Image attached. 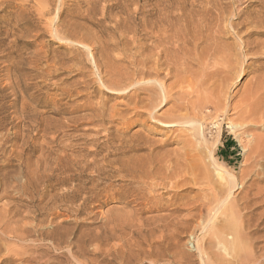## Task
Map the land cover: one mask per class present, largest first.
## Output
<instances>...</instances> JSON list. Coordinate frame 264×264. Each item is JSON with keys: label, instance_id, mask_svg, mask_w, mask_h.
<instances>
[{"label": "rangeland", "instance_id": "374dc122", "mask_svg": "<svg viewBox=\"0 0 264 264\" xmlns=\"http://www.w3.org/2000/svg\"><path fill=\"white\" fill-rule=\"evenodd\" d=\"M263 116L264 0H0V264H264Z\"/></svg>", "mask_w": 264, "mask_h": 264}, {"label": "bare ground", "instance_id": "6f19581e", "mask_svg": "<svg viewBox=\"0 0 264 264\" xmlns=\"http://www.w3.org/2000/svg\"><path fill=\"white\" fill-rule=\"evenodd\" d=\"M235 72V71H234ZM156 81V80H155ZM115 82V81H114ZM144 82V81H143ZM153 82V81H152ZM111 84H114L115 85V83H117V82H115V83H113V82H110ZM111 86V85H110ZM116 86H119V85H117L116 84ZM116 86H114V87H116ZM250 97H251V95H249ZM248 96V97H249ZM247 97V98H248ZM161 100V99H160ZM249 102V101H248ZM255 106L259 109L260 108V105H256L255 104ZM242 110V109H241ZM244 110V109H243ZM246 110V109H245ZM241 113V112H240ZM244 113H246V112H244ZM248 115V114H247ZM239 116H240V114H239ZM250 115H248V117H249ZM247 117V116H246ZM264 117V116H263ZM234 119V118H233ZM233 119H232V121H233ZM243 118H241V120H242ZM245 119V118H244ZM264 119V118H263ZM234 122H236L237 123V121H233V123L231 122L230 123V128H231V131L232 132H234V131H237V130H234V127H237V126H240L241 127V125L243 124H235ZM240 122V121H239ZM264 122V121H263ZM262 122V123H263ZM246 123H247V121H246ZM171 124V123H170ZM169 123L168 124H166V125H170ZM175 122L174 123H172L171 125H174L175 126ZM246 125V124H245ZM244 125H242V127H243ZM262 126V125H261ZM238 129V128H237ZM238 130H240V129H238ZM236 133V132H235ZM234 133V134H235ZM233 134V133H232ZM238 139H240V137L238 138ZM240 143H241V140L239 141ZM257 142V143H256ZM255 145H256V148H253L254 150H252L251 151V149H250V144H251V146H252V143H250L249 142V146H248V143L247 144H240V145H242V150L244 151V159H245V161H247L246 163H247V167H249V166H251V165H248V161H250V160H252V162H253V164H252V168H254V167H258L259 165V167H261L262 165H263V162L261 161V156L264 154L262 151H261V149H260V147H259V143H258V141H256L255 140ZM211 158H214V156L213 155H211ZM243 159V160H244ZM262 160H264V159H262ZM244 161V162H245ZM212 163H213V167H214V170L216 171V177H219V179L220 180H225L226 181V178H225V176L224 175H226L227 176V179H229L228 180V182H227V184H228V186H229V192H232V190H236V188H235V184H236V178H235V174H233V173H231V172H228L222 165H220L215 159H213V161H212ZM245 164V163H244ZM197 165V164H196ZM202 165V164H201ZM245 166V165H244ZM198 167V166H197ZM201 167V166H200ZM205 167H206V165H205ZM204 167V169H206ZM247 167H246V170H247ZM258 167V168H259ZM208 169H209V167H207ZM199 169H201V168H199ZM197 170V169H196ZM203 170V169H202ZM251 170V169H250ZM260 170V169H259ZM204 171V170H203ZM210 171V170H209ZM256 171H258V170H256ZM201 174H200V177H201V175L203 174L202 172H200ZM210 173H211V171H210ZM205 175H207V182L208 183H212L211 182V180H212V178H210L209 177V172L206 170V173H205ZM212 175V174H211ZM259 174H257L256 173V177L258 176ZM203 177H205L204 175H202V178ZM245 178V177H244ZM201 179V178H200ZM214 179V178H213ZM215 179H217V178H215ZM238 179V178H237ZM198 180H199V178H198ZM202 180V179H201ZM256 180H262L261 178H257ZM256 180H253V182H255ZM215 180H213V182H214ZM197 181H195V183H196ZM199 182V181H198ZM218 182V181H217ZM217 182L215 183L214 182V184L215 185H217ZM224 182V181H223ZM222 182V184H224ZM241 182V181H240ZM243 182V181H242ZM242 182H241V185H242ZM206 183V182H205ZM238 183V182H237ZM201 184V183H200ZM226 184V185H227ZM205 185V184H204ZM207 185V184H206ZM205 185V186H206ZM211 185H213V183L211 184ZM215 185L213 186L214 188H215ZM238 185V184H237ZM236 185V186H237ZM245 185V184H244ZM208 186V185H207ZM209 187H210V185H209ZM226 187V186H225ZM212 188V187H211ZM242 188H244V186L242 187ZM226 189V188H225ZM224 189V190H225ZM215 190V189H214ZM221 190V188H219V191ZM238 190V189H237ZM222 191V190H221ZM226 192V191H225ZM228 192V191H227ZM220 193V192H219ZM229 194V193H228ZM223 195V194H222ZM226 195V194H225ZM230 195V194H229ZM214 197H216V195H214ZM221 197V196H220ZM226 197H227V195H226ZM222 198V197H221ZM218 199H219V197H218ZM254 199L253 198H250V199H247L246 200V203H245V205L243 206V208L245 209V210H247L250 206L248 205V203L250 202V201H253ZM223 204V201H221L220 203H218V205H216V206H214V207H211L213 210H212V216H214V217H216L218 214H225V212H220V210H221V205ZM235 204V203H234ZM238 205V204H237ZM236 206V205H235ZM237 207H239V206H237ZM239 210H240V207L238 208ZM255 209V208H254ZM243 210V209H242ZM233 210H231V212H232ZM261 213H262V211H261ZM261 213H259V215L261 214ZM235 213H232V219H231V221H229V222H227L226 221V223H224V226H223V229H222V231H221V233L223 234L224 232L225 233H229L230 235H231V237H230V239L231 240H226V239H224V240H222V239H220V241H221V243H222V245L223 246H225V249L227 250H236V249H239V247L241 246V243H240V229H239V227H238V225H237V221L236 220H234L233 219V215H234ZM226 215V214H225ZM234 218H235V216H234ZM206 228V227H205ZM217 234V233H216ZM221 235V234H220ZM242 241V240H241ZM199 246V245H198ZM235 252H237V253H239L240 254V250H238V251H235ZM238 255V254H237Z\"/></svg>", "mask_w": 264, "mask_h": 264}]
</instances>
